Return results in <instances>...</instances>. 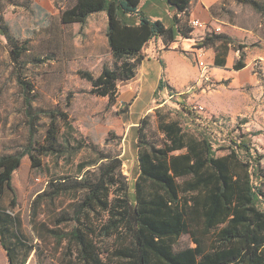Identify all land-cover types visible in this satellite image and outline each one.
Wrapping results in <instances>:
<instances>
[{
  "label": "trees",
  "instance_id": "16d2710c",
  "mask_svg": "<svg viewBox=\"0 0 264 264\" xmlns=\"http://www.w3.org/2000/svg\"><path fill=\"white\" fill-rule=\"evenodd\" d=\"M140 1L74 0L60 11L58 21L63 27L84 26L94 13L107 15L106 37L112 62L104 64L97 77L87 70L77 71L80 79L90 84V94H109L107 90H115L118 82L133 80L143 59L141 49L153 38L160 37L167 46L174 41L175 33L189 38L193 28L185 17L192 0H166L175 10L174 28L143 16H139L138 25L125 22L121 14L138 15ZM234 1L246 4L264 19V2ZM6 30L0 25L10 43V60L19 68V60L28 51L27 41L12 39ZM220 39L213 34L206 36L201 47L214 46ZM224 42L230 40L225 38ZM216 51V64L224 65L226 48L220 46ZM243 66L241 58L233 68ZM19 76L30 139L23 151L0 156V193L5 189L14 193L12 176L24 156L29 157L31 168H38V156L63 154L58 119L71 127L65 113L46 112L49 125L45 144L34 146L41 111L32 106V86ZM162 89L159 82L154 95ZM168 94L174 97L170 87ZM110 97L115 103L117 94ZM180 109L156 106L153 115L143 116L137 124L138 175L133 198L121 171L120 152L75 140V154L87 151L89 156L77 164L76 175L49 181L43 193L35 197L30 217L39 240L53 239L56 247L64 245L61 264H264V194L253 185V177L262 178L261 156L254 152L250 160H243L234 147L215 149L205 133L184 121L183 116L192 112L183 104ZM153 117L160 135L156 138L150 133ZM243 147L245 153L251 150L245 144ZM220 150L225 153L218 156ZM63 197L70 201L57 212L54 202ZM43 204L49 209L48 222L37 220ZM70 224V229H62ZM19 226L18 217L0 210V245L8 264H26L35 249L26 244ZM183 235L194 247L174 250Z\"/></svg>",
  "mask_w": 264,
  "mask_h": 264
},
{
  "label": "rangeland",
  "instance_id": "374dc122",
  "mask_svg": "<svg viewBox=\"0 0 264 264\" xmlns=\"http://www.w3.org/2000/svg\"><path fill=\"white\" fill-rule=\"evenodd\" d=\"M227 1L231 9L238 12V16L249 25L264 21L246 4ZM41 2L44 6L27 0H0V25L6 27L7 35L12 39L18 42L26 40L28 46V51L19 60L20 67L14 66L10 60V43L0 31V156L23 151L30 139L22 91L17 83L19 75L20 79L32 86V106L36 111H41L33 137L34 146L45 144L49 125L46 112L59 110L65 113L71 126L57 120L59 145L64 146L61 156H38L41 159L38 168H31L29 157L24 156L12 176L14 193L7 189L0 193V210L19 218V230L26 244L35 248L26 264H61L63 259L64 245L56 247L53 239L39 240L32 231L30 217L35 197L43 193L49 181L55 177L76 175L77 164L89 156L87 151L75 154V140L93 143L100 149L118 150L123 160L121 171L127 178L129 197L133 198L134 180L138 175L136 124L143 116L153 115L156 106L180 112V104H183L192 112L189 116H183L184 121L191 128L205 133L215 149L234 147L243 160H250L249 156L257 152L261 156L262 178L253 177V185L264 194V108L258 113L235 118L227 115L207 116L206 110H196L199 104L192 101L190 95L196 88L193 82L179 96L166 102L168 90L165 94L158 91L154 95L156 76L153 73L143 81H139L140 77L136 79V96L130 104L123 103L127 97L122 96L121 91L124 93L127 86H122V82L117 83L115 90L109 88V94L94 96L89 93L90 84L80 79L77 71L87 70L97 77L102 66L112 62L104 36L102 33L94 36L89 30L85 35L79 30L63 29L54 13H46L49 0ZM115 94L117 98L114 103L110 95ZM150 105L154 106L146 113ZM156 130V119L153 117L150 133L154 138L160 136ZM244 144L251 149L248 153H245ZM238 145L241 147H236ZM224 153V150L216 152L218 156ZM69 201L68 197L60 198L54 202L53 208L61 211ZM261 205L264 209V202ZM48 211L46 204H43L38 210L37 220L48 222ZM72 226H63L62 229L68 230ZM189 246L194 247L190 238L183 235L177 240L174 250ZM0 264H7L6 257L1 253Z\"/></svg>",
  "mask_w": 264,
  "mask_h": 264
},
{
  "label": "crops",
  "instance_id": "0c3cea01",
  "mask_svg": "<svg viewBox=\"0 0 264 264\" xmlns=\"http://www.w3.org/2000/svg\"><path fill=\"white\" fill-rule=\"evenodd\" d=\"M31 1L38 6L42 5L41 0ZM73 2L74 0H49L46 13L49 15L54 13L58 19L60 11ZM212 7L217 8L212 12ZM174 13L175 10L166 0H141L138 15L126 13L121 14V18L130 25H138L139 16H143L150 22H162L165 28H174ZM238 15V12L231 9L227 0H192L185 19L188 23L192 19H197L206 28H193L189 38H181L175 33L174 41L168 46L160 37H155L145 44L141 49L143 59L137 68L136 77L122 85L127 86L124 93L121 91V95L127 97V101L123 103L130 104L135 99L136 79L140 77L139 81H143L153 73L156 76L154 94L159 82L163 86L160 92L165 94L170 87L173 90V96H179L185 88L195 82L196 88L190 96L192 101L206 110L207 116L227 115L235 118L262 111L264 108V21L249 25ZM106 28L105 12L91 14L84 26L73 24L63 27V29L79 30V33H86L85 35L88 30L94 36L102 33L108 45ZM211 34L222 39L216 41L214 46L201 47L204 38ZM225 38L229 39L230 43H225ZM220 46L226 48L224 65H217L215 62L216 48ZM196 56H200L201 60L207 64L210 82H199ZM241 58L245 66L235 70L233 65ZM218 59H222V55H218ZM152 103L154 104L153 98ZM153 106L150 105L146 113H149ZM0 253L7 259L1 245Z\"/></svg>",
  "mask_w": 264,
  "mask_h": 264
},
{
  "label": "built area",
  "instance_id": "2783aa9c",
  "mask_svg": "<svg viewBox=\"0 0 264 264\" xmlns=\"http://www.w3.org/2000/svg\"><path fill=\"white\" fill-rule=\"evenodd\" d=\"M189 25L192 28H197V29L206 28V26L203 25L202 23H200L199 21H197V19L190 20ZM196 67H197L198 72H199V82H204V83L210 82L211 77L209 76L208 66L203 60H201L200 56H196ZM193 83L196 85L195 82H193ZM171 97L172 96H169L166 99V102H169ZM196 110L203 111L204 109L201 106H199L196 108Z\"/></svg>",
  "mask_w": 264,
  "mask_h": 264
}]
</instances>
